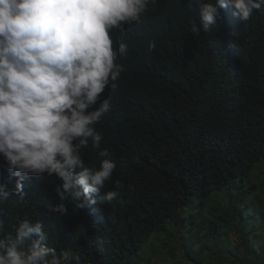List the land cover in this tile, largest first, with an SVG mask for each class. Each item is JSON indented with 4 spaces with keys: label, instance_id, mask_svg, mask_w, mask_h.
Listing matches in <instances>:
<instances>
[{
    "label": "trees",
    "instance_id": "trees-1",
    "mask_svg": "<svg viewBox=\"0 0 264 264\" xmlns=\"http://www.w3.org/2000/svg\"><path fill=\"white\" fill-rule=\"evenodd\" d=\"M134 36L131 29L122 42L127 54L116 63L135 121L112 114L94 125L100 148L116 162L104 189L114 182L118 196L99 235L74 237L73 249L56 232L48 242L79 255L81 264H264V179L246 182L264 162V7L237 37V72L206 58L204 74H196L172 35L136 46ZM180 80L185 88L175 95L170 89ZM83 149L98 169V150L91 142ZM38 201L25 193L4 201V234L40 215ZM71 221L61 214L63 229L79 224Z\"/></svg>",
    "mask_w": 264,
    "mask_h": 264
},
{
    "label": "clouds",
    "instance_id": "clouds-1",
    "mask_svg": "<svg viewBox=\"0 0 264 264\" xmlns=\"http://www.w3.org/2000/svg\"><path fill=\"white\" fill-rule=\"evenodd\" d=\"M180 3L0 0V219L2 203L24 193L40 201L35 206L41 212L21 220L15 235L4 234L0 221V264H81L79 255L52 247L51 233L72 249L74 237L102 233L105 210L118 196L114 182L104 189L116 162L100 148L94 125L112 114L128 125L135 121L137 108L116 63L127 54L122 42L131 29L134 46L172 35L180 56L195 62L189 67L196 74H204L206 58L228 73L242 67L236 40L264 0ZM181 84L170 92L179 93ZM89 142L101 158L98 169L83 149ZM68 197L76 206L65 204ZM61 214L79 224L63 229Z\"/></svg>",
    "mask_w": 264,
    "mask_h": 264
},
{
    "label": "rangeland",
    "instance_id": "rangeland-1",
    "mask_svg": "<svg viewBox=\"0 0 264 264\" xmlns=\"http://www.w3.org/2000/svg\"><path fill=\"white\" fill-rule=\"evenodd\" d=\"M262 163L261 164L260 163L257 164L252 169V171L249 173V175H248V177L246 179L247 184L253 183L254 186H258L259 184H261L263 182V179H264V168L262 166ZM171 230H172V228H169V231H171ZM263 232H264V228H263ZM144 249L147 252L149 251L148 247H144ZM165 264H167V262H165Z\"/></svg>",
    "mask_w": 264,
    "mask_h": 264
}]
</instances>
